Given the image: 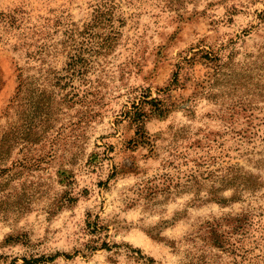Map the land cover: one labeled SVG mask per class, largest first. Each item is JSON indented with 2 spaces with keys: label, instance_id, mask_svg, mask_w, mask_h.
<instances>
[{
  "label": "rangeland",
  "instance_id": "obj_1",
  "mask_svg": "<svg viewBox=\"0 0 264 264\" xmlns=\"http://www.w3.org/2000/svg\"><path fill=\"white\" fill-rule=\"evenodd\" d=\"M0 78V264H264V0H0Z\"/></svg>",
  "mask_w": 264,
  "mask_h": 264
},
{
  "label": "trees",
  "instance_id": "obj_2",
  "mask_svg": "<svg viewBox=\"0 0 264 264\" xmlns=\"http://www.w3.org/2000/svg\"><path fill=\"white\" fill-rule=\"evenodd\" d=\"M2 82L0 78V83ZM149 96V95H147ZM151 104L153 106H158L161 104L160 101H143L141 105H134V112H130V117L131 120L137 125L138 127L142 126L144 123V120L146 118V112L144 108V104ZM233 181H234V186L237 191H246V190H257L259 188L264 187V181H262V178L257 176L255 179L246 177L241 174V169L240 168H234L233 171ZM234 201L240 200L239 198H233ZM49 260V259H48ZM52 260V259H50ZM47 259L41 258V259H33V260H27L25 259V264H39L41 262H46Z\"/></svg>",
  "mask_w": 264,
  "mask_h": 264
}]
</instances>
